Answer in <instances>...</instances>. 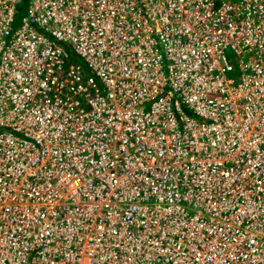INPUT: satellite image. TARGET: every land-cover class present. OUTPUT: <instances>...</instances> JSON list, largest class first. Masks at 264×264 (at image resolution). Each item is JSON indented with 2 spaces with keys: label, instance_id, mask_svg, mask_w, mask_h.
Segmentation results:
<instances>
[{
  "label": "built area",
  "instance_id": "obj_1",
  "mask_svg": "<svg viewBox=\"0 0 264 264\" xmlns=\"http://www.w3.org/2000/svg\"><path fill=\"white\" fill-rule=\"evenodd\" d=\"M25 2L0 0V264H264V0Z\"/></svg>",
  "mask_w": 264,
  "mask_h": 264
},
{
  "label": "rangeland",
  "instance_id": "obj_2",
  "mask_svg": "<svg viewBox=\"0 0 264 264\" xmlns=\"http://www.w3.org/2000/svg\"><path fill=\"white\" fill-rule=\"evenodd\" d=\"M35 29L39 32H42L37 26H35ZM48 37L51 40H53L51 36H48ZM226 54L228 57H231L232 51L229 49L226 51ZM127 245L131 247L132 253H134L136 257H139V262L137 260H133L129 258L128 260L124 261L125 264H165L162 262L161 254L159 253H154L152 255L147 254L148 249H150L151 247V243L149 242V240L147 241L143 240V247H141V244L139 242H131L130 240H128ZM139 251L142 252V257L138 254ZM127 258H124V259H127ZM166 264H174V263L167 261Z\"/></svg>",
  "mask_w": 264,
  "mask_h": 264
},
{
  "label": "trees",
  "instance_id": "obj_3",
  "mask_svg": "<svg viewBox=\"0 0 264 264\" xmlns=\"http://www.w3.org/2000/svg\"><path fill=\"white\" fill-rule=\"evenodd\" d=\"M29 1H30V0H26L25 4L23 5L22 9L20 10V15H21V16H24V14H25V10H26V8H27V5H28Z\"/></svg>",
  "mask_w": 264,
  "mask_h": 264
},
{
  "label": "bare ground",
  "instance_id": "obj_4",
  "mask_svg": "<svg viewBox=\"0 0 264 264\" xmlns=\"http://www.w3.org/2000/svg\"><path fill=\"white\" fill-rule=\"evenodd\" d=\"M239 95V94H238ZM240 96V95H239ZM25 209V208H24Z\"/></svg>",
  "mask_w": 264,
  "mask_h": 264
}]
</instances>
